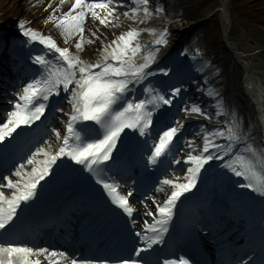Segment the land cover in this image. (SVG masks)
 Instances as JSON below:
<instances>
[{
	"label": "snow or ice",
	"instance_id": "6c2138e0",
	"mask_svg": "<svg viewBox=\"0 0 264 264\" xmlns=\"http://www.w3.org/2000/svg\"><path fill=\"white\" fill-rule=\"evenodd\" d=\"M69 2L70 0H59V5L55 8L53 3H49L45 10L52 11L45 22H52L61 30L64 44L74 41L77 53L84 50L85 25L89 18L108 27L118 9L126 8L123 14L138 23H144L145 19L154 15L149 7L152 0H128V4L124 0H71L69 10L61 12V8ZM129 4L135 6L130 7ZM163 11V7L155 8V13ZM18 26L24 37L43 45L47 53L32 58L33 63L39 66V75L26 83L17 94L13 110L8 112L6 121L0 123V142L11 137L22 126L30 127L39 121L45 116L50 99L62 97V93L65 94L71 111L65 126L66 134L61 137L59 131L53 130L56 140L62 141L58 151L53 153L38 148L27 158V165L32 166L30 172H25L26 165L20 164L14 173L17 177L15 181L10 177H3L6 183L0 184V233L9 235V226L17 217L18 210L36 197L41 181L51 174L53 165L63 157L82 165L103 186L112 202L128 217H132L134 209L128 200L132 192L129 191L126 196L120 195V186L103 178L99 169L100 165L112 159L113 151L126 130L139 137H150L154 117L165 106L172 108L173 102L180 97L181 88L174 87L170 92L161 91L149 79L157 75L149 69L155 63L160 47L167 45L169 33L167 30H149L157 38L147 49V55L140 57L142 62L137 63L138 54L144 50L137 43L142 33L137 29H130L103 47L100 61L87 63L79 54H74L70 47H60L53 37L26 27L25 21L21 20ZM90 35L95 40L101 39L95 31ZM87 43L92 44L94 40L88 39ZM160 71L164 76L168 75V70ZM141 86L142 96L137 99L136 91ZM207 94L209 97L219 95L211 89ZM180 111L185 113V119L193 114L206 119L212 118L211 114L195 103L185 104ZM215 115H227L219 101ZM183 127L177 119L172 126L158 133V142L151 146L148 157L150 164L157 165L162 162V157L166 158L170 153L183 152V148L175 143ZM250 137L251 133L244 132L238 117L232 114L224 126L207 129L203 133L202 148H197L194 141L184 142L188 149L185 158L171 161L176 165L187 166L184 182H178L179 177L162 181L163 186L171 188L170 195L163 203H156L153 199L155 212H145V215L152 217L153 223H146L143 235L141 232L135 233L145 245L134 251L135 257H140L141 253L148 251L153 245L164 243L177 201L196 187L201 171L213 160L223 161L221 167L242 178L244 182L239 183V187L250 189L264 197V148L257 149L249 143ZM41 155L44 159L37 160ZM4 190H11V196H6ZM157 191L163 192L164 188ZM145 208L147 209V205ZM0 264H91V261L78 260L65 251L14 243L0 237ZM121 264L138 262L129 257L122 260ZM163 264H190V261L181 257L178 260L165 259ZM243 264H247V261H243Z\"/></svg>",
	"mask_w": 264,
	"mask_h": 264
},
{
	"label": "bare ground",
	"instance_id": "6f19581e",
	"mask_svg": "<svg viewBox=\"0 0 264 264\" xmlns=\"http://www.w3.org/2000/svg\"><path fill=\"white\" fill-rule=\"evenodd\" d=\"M23 0H13L11 4L6 8L7 15H9L10 19L16 18L19 16L24 9ZM49 1V0H48ZM56 2V1H55ZM57 5L59 3H56ZM231 4V0H217L216 3L212 6L210 12L217 11L218 13H223L225 18V33H228L231 28V20L228 16L229 5ZM66 6V4H65ZM69 9L66 8V10ZM127 9H120L114 13L113 21L120 20L121 17H126L123 13ZM165 11V10H164ZM40 12L41 9H40ZM119 12V13H118ZM131 21V27H135L139 25L133 18L126 17ZM88 25V30H90V34L92 33L91 28H95L97 35H103L104 38L101 39L102 46L109 44L112 40L116 38H110L111 32L104 33L103 29L99 26V22L97 23L96 20L91 18ZM148 20V19H146ZM91 23V24H90ZM95 26V27H94ZM107 29V27H106ZM190 29V26L186 24L178 25L175 31L180 33L181 31L186 33ZM231 33V32H230ZM229 33V34H230ZM94 37L89 36V39H93ZM247 39L244 40L247 44H252V46L245 45L243 43H239L238 48L233 54L228 55L230 58V63L227 65L226 75H225V84L226 87L221 91V96H223L226 100V111L229 115L235 114L238 117L240 124L244 130V132H250L253 128L255 135H251L252 138L251 143L256 147L257 137L264 141V55L261 52H256L257 48L264 46V28H260L257 31H253V33L247 34ZM109 40V41H108ZM100 43V41H98ZM227 43V42H226ZM257 45V46H254ZM87 45L85 52H82L80 55L81 59L87 63H94L99 60V56H102V52L98 53L95 49L91 46ZM226 49L229 50L230 48L226 45ZM255 47H257L255 49ZM233 55V56H232ZM157 60L155 61V66L160 61L166 60V53H159L157 54ZM234 57V58H233ZM236 59V61H234ZM142 62V60L140 61ZM236 64L239 67H250L253 70V73L249 75V77L245 80L248 93H239L235 90L237 86L240 84L242 80L241 76V69L236 68ZM242 68V67H241ZM233 88V89H231ZM260 94V95H259ZM66 104V103H65ZM71 108L69 111H59V115H63V117L68 120V114L70 113ZM192 122L191 120L186 121L184 124ZM249 138V139H250ZM55 144L54 140H50L45 147H43L46 151L49 152H56L59 150V147L62 146V141H56ZM257 148V147H256ZM258 149V148H257ZM44 157L38 156L37 160H43ZM61 160V159H60ZM58 160V161H60ZM57 161V162H58ZM32 166H26L25 172H30ZM53 168V167H52ZM184 176H179L180 180L178 182H184ZM17 179V178H16ZM14 179V181L16 180Z\"/></svg>",
	"mask_w": 264,
	"mask_h": 264
},
{
	"label": "rangeland",
	"instance_id": "374dc122",
	"mask_svg": "<svg viewBox=\"0 0 264 264\" xmlns=\"http://www.w3.org/2000/svg\"><path fill=\"white\" fill-rule=\"evenodd\" d=\"M174 1L178 2L176 3L178 8L182 7L184 9L185 15L187 14L202 18H211L212 22L209 23V29L207 30L206 37L204 38L203 42L199 41L196 45L204 44L205 51L208 53L213 51L215 62H218L223 56L220 52H224V19L219 15L206 16L209 9L212 7L211 5H213L212 2L215 0H204V3H201L202 0ZM10 3V0H0V8H6ZM30 11L34 14V11ZM229 15L233 23V27L231 26L230 29V36L233 39L231 43L234 45L237 43H243L253 47L251 43L247 44L244 40H247V34L253 33V31H257L260 28H264V0H232L229 8ZM1 21L6 22L7 19L0 18V22ZM164 21H162V23H164ZM183 23L188 22L187 20L183 19L178 21L176 26ZM212 46L214 47L213 49ZM256 48L257 47H255V49ZM257 49L262 51L264 50V46Z\"/></svg>",
	"mask_w": 264,
	"mask_h": 264
}]
</instances>
